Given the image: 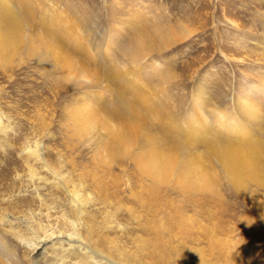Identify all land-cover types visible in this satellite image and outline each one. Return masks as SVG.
<instances>
[{
	"label": "rangeland",
	"instance_id": "1",
	"mask_svg": "<svg viewBox=\"0 0 264 264\" xmlns=\"http://www.w3.org/2000/svg\"><path fill=\"white\" fill-rule=\"evenodd\" d=\"M0 3V264H264V0ZM238 98L236 181L185 125Z\"/></svg>",
	"mask_w": 264,
	"mask_h": 264
},
{
	"label": "bare ground",
	"instance_id": "2",
	"mask_svg": "<svg viewBox=\"0 0 264 264\" xmlns=\"http://www.w3.org/2000/svg\"><path fill=\"white\" fill-rule=\"evenodd\" d=\"M0 1H2V0H0ZM0 13H1V11H0ZM14 15L15 14L10 15V13L8 15L7 14L0 15V17L1 16L3 17V19L1 20V21H3L1 23V27L3 26V29H1V27H0V31H1L0 38L3 41L5 40L3 42V44L0 43V46H3L4 48H5V46L10 45V40L8 41L7 37H9L12 34H14V35L20 34V33H18V30H17L19 18L14 17ZM72 34H73V32H72ZM10 46H12V45H10ZM65 62H66L65 63L66 65H69V58L66 59ZM138 70H136V73H137V77L139 79H137V77L135 76V73L131 74L132 72L130 73V75H131L130 77H132V78L131 79L129 78V80H131L132 82H135L136 85H138V83L141 82V80H142L141 76L139 75ZM262 89L259 88L258 91H262ZM89 103L90 102H88V104H87L88 107H86V108L91 107V105ZM257 104L258 103L255 101H251V100H250V102L245 101L244 98L234 99V107H233L234 112L230 113L227 110L226 111L219 110V112L216 114V116H214L215 117L213 120L214 126L212 128L208 125V122L206 121L207 120L206 117H208L206 115L200 116L199 114H195V120L193 118L189 117V119L190 118L193 119V120H191L193 122V124L188 122V120L186 121V125H185L186 130L184 129L186 131V134H188L189 136H192V137H195V136L197 137L198 136L197 134L199 133V135H200L199 142H203V143H204V141L207 142L209 144V147H210L209 149L215 150V152L218 153V155H220L222 157V159L224 160L225 166L228 169L227 171L230 172L232 178H234L236 181H238L240 179V177L243 176V172L246 169V167L249 166L250 168H252V166H253V168H257V166L259 167V165H260L259 164L260 158L254 153H257L258 151L260 153L262 149L258 145L259 142L255 141V140H251L252 139L251 136L254 135V133H250V134L247 133L250 131L247 129V127H250L251 131L253 130L256 133H259L260 129H257V128L261 124H259V121H258L259 114H260L258 112L260 110H258L259 106H257ZM235 119H237L238 121L235 124H233L231 121L235 120ZM210 125H211V123H210ZM232 129H234V131H236V133H240L244 138L247 134H249V136L251 137L250 141L249 142H245V141L241 142L240 141V142H236V143H228L225 140H223L222 137H225V136L227 137L228 133H230V131ZM246 130H248V131H246ZM189 138H191V137H189ZM194 141H195V139H194ZM263 152H264V150H263ZM223 153H226V154H223ZM260 157H261V155H260ZM262 159L264 162V158L261 157V160ZM204 177H206V176H204ZM4 218H2L0 220L3 221ZM52 234L53 233H51V235ZM62 234L65 235V232L61 231L60 235H62ZM68 236H73V234H68ZM0 241H2V240H0ZM5 243L6 242H4V246H6V244H7V243L6 244Z\"/></svg>",
	"mask_w": 264,
	"mask_h": 264
}]
</instances>
